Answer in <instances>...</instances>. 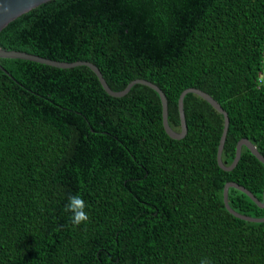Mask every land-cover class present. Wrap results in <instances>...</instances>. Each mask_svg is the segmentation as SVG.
<instances>
[{"label":"trees","instance_id":"trees-1","mask_svg":"<svg viewBox=\"0 0 264 264\" xmlns=\"http://www.w3.org/2000/svg\"><path fill=\"white\" fill-rule=\"evenodd\" d=\"M0 47L88 60L112 90L207 92L227 115L220 159L248 139L264 157V0H47L0 29ZM0 264H264V221L230 213L226 181L261 200L264 164L244 145L217 165L223 116L194 92L186 131L157 92L108 94L85 64L0 57ZM79 195L89 219L70 222ZM228 205L264 215L239 189Z\"/></svg>","mask_w":264,"mask_h":264},{"label":"water","instance_id":"water-1","mask_svg":"<svg viewBox=\"0 0 264 264\" xmlns=\"http://www.w3.org/2000/svg\"><path fill=\"white\" fill-rule=\"evenodd\" d=\"M44 1H47V0H0V29L8 21L13 19L14 17L19 15L20 13H23L24 11L28 10L29 8L34 7L37 4L42 3ZM0 57L26 58V59H30V60H34V61L58 66V67H69V66L78 65V64H85L94 72V74L96 75V77H97L101 87L103 88V90L105 92H107L108 94L113 95V96H120V95L124 94L129 89L130 85L135 83V82L145 84L157 92V94L159 96V100H160V105H161V124H162V127H163L164 131L166 132V134L170 137H173V138H179V137L183 136V134L186 131L183 109H182V97H183L184 93H186V92H194V93L198 94L199 96H201L203 99H205L214 109H216L218 112H220L223 116V125H222V129H221V133L219 136L217 149H216L217 165L224 170L231 169L235 165V163L238 159L239 150H240L241 145H244L259 161H261L264 164V157L256 150L255 146L245 137H241L236 141L234 156H233L232 160L230 161V163L228 165H224L221 162L220 151H221V147L223 144V139H224L225 130H226V126H227V116H226L225 111L220 107V105L217 103V101L215 99H213L207 92H205L199 88L186 87L180 91V93L177 97V111H178V118H179V130L175 131L167 123L166 99H165L163 92L161 91V89L156 84L152 83L149 80H146L144 78H134V79L128 81L122 89L112 90L111 88H109V86L105 82V80L102 77L99 69L92 62H90L88 60L80 59V60L69 61V62L59 61V60L50 59V58H47V57H44L41 55H37L34 53L22 51V50L6 49V48H2V47H0ZM0 68L5 73H7L1 66H0ZM228 186H233V187L239 189L240 191H242L246 195H248L258 206L264 207V181H263V185H262L261 200H258L257 198H255L251 194V192L249 190H247L245 187H243L242 185H239L233 181H226L222 186V202H223L225 208L230 213H232L233 215H235L239 218L245 219V220L264 221V215L259 216V217H253V216H248V215L234 211L227 203L226 191H227Z\"/></svg>","mask_w":264,"mask_h":264},{"label":"clouds","instance_id":"clouds-1","mask_svg":"<svg viewBox=\"0 0 264 264\" xmlns=\"http://www.w3.org/2000/svg\"><path fill=\"white\" fill-rule=\"evenodd\" d=\"M85 207V201L79 195H70L68 197V202L64 205V211L70 213L72 225L79 226L89 219ZM199 264H210V261L207 258H203Z\"/></svg>","mask_w":264,"mask_h":264},{"label":"bare ground","instance_id":"bare-ground-1","mask_svg":"<svg viewBox=\"0 0 264 264\" xmlns=\"http://www.w3.org/2000/svg\"><path fill=\"white\" fill-rule=\"evenodd\" d=\"M227 116V115H226Z\"/></svg>","mask_w":264,"mask_h":264}]
</instances>
